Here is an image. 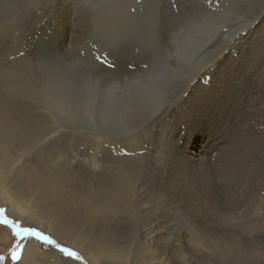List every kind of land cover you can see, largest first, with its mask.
Returning <instances> with one entry per match:
<instances>
[{
	"label": "rangeland",
	"instance_id": "374dc122",
	"mask_svg": "<svg viewBox=\"0 0 264 264\" xmlns=\"http://www.w3.org/2000/svg\"><path fill=\"white\" fill-rule=\"evenodd\" d=\"M232 64L234 71L226 74ZM148 74L160 75L165 100L138 111V84L141 90ZM201 79L224 81L221 92L205 97L215 101L206 118L184 122V112L177 111L163 127L155 108L174 110L196 101ZM4 84L17 87L8 90ZM2 101L25 120L41 115L51 121L53 116L79 119L64 123L70 133L88 132L104 140V147L138 152L136 179L138 172L143 181L161 176V165L180 174L200 168L210 190L243 198V205L255 210L264 197V0H0ZM130 101L134 108H127ZM20 124L32 127L28 121ZM170 133L169 140L180 147L194 133L203 139L202 160L177 156L171 165L158 144L160 134L167 139ZM102 156L99 152L96 160ZM0 209L18 221L6 207ZM262 224L247 236L264 257ZM28 239L42 243L33 237L17 240L0 224V264H15L13 245Z\"/></svg>",
	"mask_w": 264,
	"mask_h": 264
},
{
	"label": "bare ground",
	"instance_id": "6f19581e",
	"mask_svg": "<svg viewBox=\"0 0 264 264\" xmlns=\"http://www.w3.org/2000/svg\"><path fill=\"white\" fill-rule=\"evenodd\" d=\"M234 68L229 65L226 74ZM159 77L148 74L141 90L138 84L137 107L130 101L127 108L147 111L157 101L163 105L165 87ZM12 87L17 86L4 84L3 88ZM223 88V80L214 84L201 79L196 101L174 110L159 106L155 117H160L163 127L177 111L184 112L181 121L203 120L207 107L215 103L205 97ZM19 117L9 103H0V206L23 224L74 249L86 262L264 264L263 255L255 253L261 249L259 244L247 236L259 221L264 226V197L259 205L263 211L259 206L250 210L243 198L210 190L200 168H185L180 174L178 168L170 171L161 165V176L143 181L138 172L137 180L132 172L138 171V152L120 145L104 147V140L88 132L70 133L64 123L74 125L79 119L53 116L51 121L41 115L29 121ZM22 121L31 122L32 127H22ZM43 121L49 126L39 127ZM220 125H215L217 132ZM167 137L160 134L158 144L167 151L171 165L177 156L191 162L202 160L204 140L195 133L181 147L169 140L171 133ZM99 152L103 156L96 160ZM23 245L15 264H79L35 240L28 239Z\"/></svg>",
	"mask_w": 264,
	"mask_h": 264
},
{
	"label": "snow or ice",
	"instance_id": "6c2138e0",
	"mask_svg": "<svg viewBox=\"0 0 264 264\" xmlns=\"http://www.w3.org/2000/svg\"><path fill=\"white\" fill-rule=\"evenodd\" d=\"M127 154V153H126ZM3 209H0V224H3L9 227L12 230V235L17 239H27L29 237H33L38 241H41L44 244L51 245L58 249L60 253H62L65 257H69L73 260H81L82 257L74 250L63 247L59 245L55 240L51 239L48 235L43 234L39 230L35 228H22L18 221H14L9 219L6 215H3ZM24 245L22 244H14L12 257L13 259L19 258L20 249H22Z\"/></svg>",
	"mask_w": 264,
	"mask_h": 264
},
{
	"label": "trees",
	"instance_id": "16d2710c",
	"mask_svg": "<svg viewBox=\"0 0 264 264\" xmlns=\"http://www.w3.org/2000/svg\"><path fill=\"white\" fill-rule=\"evenodd\" d=\"M21 227V226H20Z\"/></svg>",
	"mask_w": 264,
	"mask_h": 264
}]
</instances>
